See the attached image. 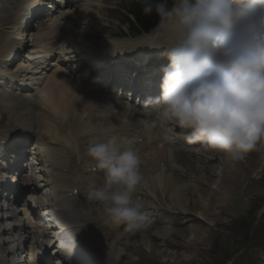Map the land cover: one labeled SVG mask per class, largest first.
Here are the masks:
<instances>
[{
	"label": "clouds",
	"instance_id": "1",
	"mask_svg": "<svg viewBox=\"0 0 264 264\" xmlns=\"http://www.w3.org/2000/svg\"><path fill=\"white\" fill-rule=\"evenodd\" d=\"M143 13L158 16L170 34L161 95L151 101L157 120L186 129L189 143L229 154L234 160L264 142V0H143ZM154 117V118H153ZM87 155L105 176L89 200L104 206L111 222L128 233L149 227L131 193L145 177L130 143L116 136L88 146Z\"/></svg>",
	"mask_w": 264,
	"mask_h": 264
},
{
	"label": "rangeland",
	"instance_id": "2",
	"mask_svg": "<svg viewBox=\"0 0 264 264\" xmlns=\"http://www.w3.org/2000/svg\"><path fill=\"white\" fill-rule=\"evenodd\" d=\"M130 1L143 0H54L56 4L53 6L54 8H57V5L60 4L63 7L66 2H74L76 8L81 7L80 9L83 8L82 10H87L88 14L82 17L79 25L75 23V21H69L70 24L68 25L72 40L71 44L74 47H77V42H80V47L82 50L78 57L81 58L82 56H86L87 54L89 55L91 53L96 54L97 52H108L110 50L109 47L114 41L122 42L123 40L130 41L129 39H136L129 36V32L126 30L125 24V5ZM36 2L38 3L39 0H0V19L4 15L8 17L18 15L19 10L28 9ZM50 5L52 6V4ZM8 7H10V9ZM75 9H72L71 11H75ZM69 10V8L66 9V11ZM11 19L12 18H10V20ZM42 20L46 21L47 19ZM8 22L5 24L0 23V28L2 29L4 26V28H8L10 26L6 25ZM39 23L40 21L38 19V21L34 23V26H37ZM5 30L11 33V30ZM162 32L163 31L160 30L151 34L150 36L157 38L158 36L160 37V35H162ZM3 34L5 33L3 32ZM164 34L170 35L167 33ZM9 36L11 35L9 34L5 39L3 38V41L5 40L4 43L8 41ZM14 37L16 40L19 39L17 33L14 34ZM4 45L5 44L1 42L0 46L2 47H0V49L3 48ZM59 59L60 58L58 56H52L50 64L52 65V63H54L56 66L59 64ZM76 59L72 61V64L61 66V70L65 73H68V68L79 65ZM21 60L22 58L17 57L15 60L10 62V69H13L15 66L16 67L14 69L19 68L20 63H22ZM77 70L79 72L75 71L73 75L76 78H79L81 75H83V69H80L79 67ZM53 72L54 70L52 69L51 71L47 72L46 76L50 77ZM102 82L103 79L101 77H97L95 86L101 88L107 85L105 84L102 86L100 84ZM45 84H39V86L28 85V88L23 85L20 92L18 90L11 92L6 86H0V96L9 98L10 95H12V98H9L12 100L8 102H6V100L5 102H2V99H0V122H3V126L0 127V139L3 138L7 132L11 133L9 131H13L16 125L11 123V116H18L19 120H24L25 118L23 115L26 111H41L44 113V111H42L43 109L40 110V108L29 106L20 99L28 96L37 101L40 99L41 104L47 103L48 98L47 92L45 91ZM84 84L87 83L85 82ZM112 89L113 91H118L117 88ZM106 92L110 93V90L106 89ZM36 96H38L39 99H37ZM6 106H8L9 110L4 108ZM11 110L12 112H10ZM40 115L32 122L37 123L38 121V123H44L43 125L45 126L46 120L48 121V119H41ZM71 122L72 121L70 119L69 123L60 127V129L62 128L60 132V136L62 137L58 136L57 140L55 141H51L48 136L44 137V142L37 136L31 137L27 146V151L30 153V157L32 155L33 159L36 161L38 160L40 152L42 153L43 151L42 146L40 151L37 149L34 150L33 147L35 146L33 142L39 138L42 141H39L41 144H46L51 150L53 149L52 151L59 152L58 154H64L68 150H71L72 154L70 156L77 159L90 161L86 150L91 143L97 141L93 140L95 139V135L91 136L92 138L89 136L82 138L85 140L83 145L81 140L79 141V144L82 146V150L79 154L80 157H78L76 153H74L73 148H67L66 146L69 144L71 139L64 138L67 132H69L68 128L69 126L71 127ZM21 124H24V121H22ZM82 126L84 127V125ZM50 127V124H48L45 126V129ZM172 127H175V125H172ZM64 129H67L68 131ZM174 132H176L179 140H176L174 136L171 138L164 136L163 138L165 140L159 137L160 141L157 140V143L158 146L161 147L160 150L154 144H152V148L154 147L152 149L151 142L146 140V138H134L132 140L135 143V149L141 153L140 156L143 159L147 157L145 155L147 152H150V149V154H156V156H148L145 161H142L143 166H140L142 172L147 171L148 167L162 160L160 163L164 166L165 175L170 176L173 180V187L168 186L170 182L167 183V186H161L160 183H157L158 194L155 196L154 193H152L154 199L160 201L168 207L178 209L176 211L188 210L187 212H190L191 214L190 216H183L181 215V211L178 213V215L165 214L161 217L162 226L159 229L156 231L153 230L150 232H145L141 235L142 237L148 238L149 240L152 239L153 235L156 234L162 237L158 243L153 239L150 244L147 243L146 245L148 249H151V255L149 256L151 262L153 264H226L228 259L234 253L241 250L242 254L238 256L237 262L233 264H237L240 260H244L250 264H264L263 231L261 229L257 230L254 233L253 242L247 247H245L246 245L244 242L240 240V237L244 235L246 229L256 218V215L259 217L264 213V142H259L254 150L245 155L244 159L235 161L234 159L229 158V154L226 155V153L223 152H218L221 157H213L209 154H204L201 150L205 149V147L199 142L189 143L185 139L187 133H184L182 129H174ZM166 133L168 134L171 132H169L167 129ZM37 143L38 142H36V144ZM43 147H45V151L48 150L46 146ZM83 147L86 150L83 149ZM45 151L42 153V157L46 155ZM154 157H159V160L154 161ZM0 162L2 161L0 160ZM221 162L223 164V169L220 164ZM23 164L25 163L21 162L20 165ZM183 173L186 174L184 175ZM29 176H31V172L27 171L25 173V177ZM10 178L7 179L8 182L10 181ZM197 180L201 181L202 186H200V188H197ZM34 181L35 180L33 179V182ZM31 187L32 186L30 185L29 188ZM143 188L145 189L144 198L149 197L148 192L149 190H152L153 192V189L146 187ZM186 192L188 197L185 194ZM29 193V191H24V197ZM131 194L133 195V193ZM24 197L22 199H24ZM180 198H182L183 202ZM187 199L188 203H185ZM98 211L102 219H99V221L95 222L94 225H97L103 221V214H105V212L101 210V208H99ZM163 212L165 213V211ZM199 213H201L202 216ZM93 214L95 215L96 213L93 212ZM180 216L183 217L182 222L184 223L182 229H167L168 226L167 224H164V221H166L167 218H170V220L172 218L178 220ZM259 228H261V222ZM127 240L128 239L121 240L116 228L109 229V232L106 234L103 241V246L105 247L107 254L105 255H110L111 257L113 254H118L121 250H127L136 255L135 250L129 248L125 243ZM111 259L115 260L113 257H111ZM117 264H121V261L118 260Z\"/></svg>",
	"mask_w": 264,
	"mask_h": 264
},
{
	"label": "bare ground",
	"instance_id": "3",
	"mask_svg": "<svg viewBox=\"0 0 264 264\" xmlns=\"http://www.w3.org/2000/svg\"><path fill=\"white\" fill-rule=\"evenodd\" d=\"M43 2L45 1L40 0L38 3L37 2L34 3L28 9L19 10L18 15H15L13 17H8L4 15L0 19L1 24H5L6 22L10 21L6 24L8 26L10 25L8 28H4L5 26L2 29L0 28L1 29L0 45L1 42L5 44L4 47L0 49V82H1L0 85L5 84V86L9 89V91L14 92L17 91V89L21 88V86L23 85L22 83L26 84L27 86L28 85L39 86V84L46 83L45 91L47 92V98H48V102L45 104L40 103L41 101L38 98V96L36 97L37 99H39V101L34 100L33 98H30L28 96L21 98L20 100H22V102H24L25 104L36 108H40V110L43 109L42 111H44V113H42L41 111L39 112L26 111L24 115L22 114L23 117L25 118L24 120H19L18 116L10 117L11 123L16 125L14 127L15 131L13 129V131H9L11 133L7 132L6 135L0 139V160L2 161L0 163V189L5 186L4 183L5 180L7 179V175L10 172L11 168L13 169L15 166H17L18 163L16 162V164L11 165L9 168H5L7 161L2 158H6L7 156L9 157V155L4 154L5 152H3V149L7 148L8 150L12 151L14 155L17 154L16 155L17 157L22 156V158H25L26 154L22 152L20 153L19 151H20V147L27 143L28 138L37 136L41 140H44V137L48 136L51 141H55L57 140L58 136L62 137L60 136L61 135L60 132L62 129V128L60 129V127L64 126V124L66 125L67 123H69L70 119L72 121L71 122L72 125L71 127L69 126L68 129L71 130V134L73 137L79 138V141L82 140V138H85L87 136L91 137L93 135H95V139L93 140H97L98 142L101 140L104 141L112 136L123 138L128 141L127 136L132 134L135 138L138 139L143 138L144 136H148L149 139L151 140V148L154 142V139L152 138V133H153L152 131H154L153 130L154 127L159 129L162 136L163 133H166L167 131V129L165 128L166 125L171 124L170 122H163L157 120L153 126L147 127L144 125L143 121L149 118L148 110L139 109L136 106L130 105L126 100V98L125 100H120L117 97H113V96L109 97L105 94V90H103L102 88H97L94 85L84 84L87 81L86 79L88 78L89 72L86 75L83 76L81 75V77L76 78L73 75V73L77 70L78 65L68 68V73H65L64 71L61 70V66H65L66 64H72V61L76 58L78 63H80L81 61H86L88 59L89 61L94 62V66L93 68H91L94 71L92 72V75L90 76L89 80L96 81V79H93V77L99 75L106 76L109 79L111 73L108 74L107 70L111 68L112 63L118 62L119 59L126 60V57H130L131 64L130 65L124 64V66H126L127 69L130 70L132 67H134L135 63L136 66L142 65L146 61H151L152 57L155 54H158L162 51H166L165 48L163 47L158 49L149 48L153 44L166 43L163 37L162 39L161 37H159V40L157 42H152V39L150 37H144L138 40H130V41L123 40L122 42L114 41L111 46L109 45L110 50L108 52H103V53L97 52L96 54L91 53L88 55L89 58H86L85 56H82L80 58L78 57L82 50L80 47V42L79 41L77 42L78 43L77 47L76 46L74 47L71 44L72 40L70 36V28L68 27V25L70 24L69 21H75V23L79 25L82 17L88 14L87 10H82L83 8L80 9L81 7L76 8L74 2H66L64 4V8L62 7V5L57 7V10L59 9L58 12L53 13V9L52 8L50 9V7H47V10L50 11L46 12L43 7L44 6L46 7L47 4H42ZM8 8L10 9V7ZM67 8H69L70 10L66 11ZM72 9H75V11H71ZM37 10H41V14L46 12L47 16L45 19L47 20L46 21L41 20L37 26H32L31 29L28 31L27 27L29 26V24L25 27L26 19L24 17L32 16V19L34 20L40 19L39 18L40 14ZM10 18L12 19L10 20ZM23 27H25V30H22ZM5 29H9V31L11 30V33ZM18 31L20 32L22 41L21 42L17 41V43H15L16 39L14 37V34L17 33L18 36ZM3 32L5 34H3ZM9 34L11 36H9L8 41L4 43L5 40L3 41V38L5 39ZM24 47H26L25 52L26 51L27 52L26 55L22 57L24 58L23 64L20 63V67L14 69L16 67L15 66L13 68L14 70L10 69L9 64L12 61L11 58L16 57L20 53V50L24 49ZM51 54H54L55 56H58L60 58L59 64H57L56 66L54 65V63H52V65L50 64L49 59H51L50 58L52 56ZM153 63L155 65V61H153ZM52 69L54 70L53 74L50 77L46 76L47 72L51 71ZM149 71L150 69H146V71L143 72V74L147 77L148 80L153 82V77L149 74ZM115 81L118 82L121 85V87L123 86L125 87L127 85L129 86L128 83H125V81L120 78H117ZM110 85H112L111 82ZM111 93L117 94L119 93V91L118 92L112 91ZM143 96L145 97V95ZM150 97L152 98L151 101L154 100L152 96ZM9 98H12V95H10ZM9 98L5 96H0L2 102H5V100L6 102L12 100ZM113 105L115 107H113ZM4 108L6 110H9L8 106ZM10 112H12V110ZM39 115L41 119H48V121L46 120V125L50 124L51 126L50 128L45 129L46 125L44 126L43 125L44 123L43 124L38 123V121L37 123L32 122L33 120L38 118ZM22 121H24V124H21ZM82 125H84V127ZM2 126H3V122H0V127ZM39 138L36 140V142L38 143L35 144V146L33 147L36 150L38 147L41 148L42 146V150H43L42 153H43L46 149L45 147H43L44 143L43 144L40 143L42 141ZM129 143L131 147H133L134 149L135 146L133 145V143L131 142ZM25 147L26 146H24V149ZM81 148L82 146L79 143L76 148H73L74 153H76L78 157H80L79 154L81 153L82 150ZM83 149L85 148L83 147ZM52 150L45 151L47 155L44 156V159L46 160L44 165L45 167H47L48 166L47 163H50L47 168H52L54 170H57L58 167L62 165V162L60 161V159L56 157V155H54L56 151H52ZM150 152H147V154L145 153L146 154L145 156H149ZM154 156H156V154H154ZM229 158H231V156H229ZM32 162L31 165H33ZM220 164L223 169L222 162ZM25 166L27 165L25 164L24 167ZM21 170L23 169L18 168V172H20ZM35 174L36 172L33 174V177L36 180L37 174L36 175ZM45 174L48 177L47 175L48 173L46 172ZM53 175L56 176V172H54ZM144 177L145 180L143 183L148 188L153 189L152 193H154V195L158 191L157 183H160L161 186L164 185L167 186V183L170 182L167 179L165 180L160 178L150 180L148 179V175H145ZM21 180L20 183L23 185L25 178H22ZM14 182L16 181L14 180ZM60 183H61V187L65 186L64 180H61ZM197 188H200V186H197ZM185 194L188 197L187 192ZM180 199L182 201V198ZM59 200L66 209L71 207V202L65 199L64 197H62ZM185 203H188V199ZM199 214L202 216L201 213ZM23 216L26 219L25 221L29 224L30 223L29 216L24 213ZM108 219H109L108 217H105L106 222ZM2 222H3V216L0 213V224ZM69 227H67V229ZM4 237H6L5 234H0L1 243L2 242L4 243L3 241ZM57 237L60 238L61 241L60 245L62 249H65L67 247L70 248L69 253L64 252L63 255L68 256L69 254L72 253V249H74L73 251L74 258L78 263L80 262L81 258L86 259L85 261L86 264H114L115 262V260L111 259L109 255L106 256L104 251L100 249L94 242L81 243L79 240H76L75 233L73 232H68L63 237H60V233H59ZM28 238L30 239V243L28 242ZM28 238L26 237V239H23L22 237H19V241H25L29 243L34 249H36L39 245L45 244L44 241H42L41 243L40 242L35 243L33 241L32 236H29ZM70 238H71V242L69 243L68 239ZM5 241H7V237L5 238ZM12 251L13 250H0V264H13V261L10 259L13 253ZM116 258H118V255H116ZM122 258L128 264H135V260L126 254H122ZM57 264H63V262L61 261L58 262Z\"/></svg>",
	"mask_w": 264,
	"mask_h": 264
},
{
	"label": "trees",
	"instance_id": "4",
	"mask_svg": "<svg viewBox=\"0 0 264 264\" xmlns=\"http://www.w3.org/2000/svg\"><path fill=\"white\" fill-rule=\"evenodd\" d=\"M143 7L144 6H142V4H134L130 6L125 16V24H127L129 30L133 34H138L142 29L145 31H150L152 26H156L159 22V18L155 12H153L151 15H145L143 13Z\"/></svg>",
	"mask_w": 264,
	"mask_h": 264
}]
</instances>
